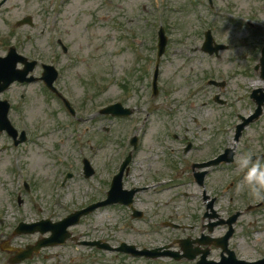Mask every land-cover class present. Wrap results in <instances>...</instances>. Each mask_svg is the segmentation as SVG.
Returning <instances> with one entry per match:
<instances>
[{"label":"rangeland","instance_id":"374dc122","mask_svg":"<svg viewBox=\"0 0 264 264\" xmlns=\"http://www.w3.org/2000/svg\"><path fill=\"white\" fill-rule=\"evenodd\" d=\"M50 1L10 0L7 9L14 17L34 13L39 22L42 17L40 15L39 19L37 15L39 5ZM61 1L57 0L58 4ZM214 3L212 7L209 0H66L61 3L64 9L53 30L46 28L45 19L41 25L37 24L33 33L40 38L38 43L47 37L61 35L72 45L73 59L64 58L59 62L62 68L57 83L62 88L64 83L70 87L63 89L64 93L78 103L77 112L83 120L67 114L65 117L60 102L44 91L40 83L21 87L24 92L28 90L22 104L15 101L21 92L18 85L2 95L15 106V117L13 110L10 117L16 126L20 128V115H24L27 124H33L38 133L29 134L24 144L14 146L12 139L0 132V229L4 233L0 240H6L7 246L14 249L6 248L2 251L4 254L0 253V264H10V259L15 262L18 247L25 249L28 245H36L35 234L14 233L20 221L33 222L40 217L67 214L102 199L107 183L115 173L113 166L118 154L132 149L128 136L138 135L141 139L136 158L139 162L142 159V164L136 161L125 184L147 183L143 180L151 178L152 181L155 177L166 179V182L159 179L161 184H158L167 183L165 186L151 185L138 194L141 202L137 206L145 213L148 211L150 216L134 219L125 207L110 205L85 217L73 230L85 229L89 222L93 233L99 231V235L112 244L127 241L139 247H157L170 242L179 233L176 228L164 224L165 221H178L179 216L185 223L201 221L206 211L202 188L194 183L167 186L177 180L171 166L175 168L173 163L180 156L169 150L185 144L181 143L183 140L172 141L168 134L177 130L181 135L182 126L187 127L191 130L188 138L195 143L193 154L197 158L221 155L227 139H223L220 129L229 124L233 127L237 122L238 118L231 116L232 112L243 115L253 112L256 103L250 97L252 89H264L260 69L259 72L255 70L264 45V28L258 33L242 19L238 22L224 12L231 10L241 17L249 16L252 21L256 18L264 20V0H215ZM161 23L170 39L161 58L160 91L155 96L152 79L157 59V30ZM207 28L213 30L217 42L229 45L219 57L210 56L200 48ZM3 49L5 47L0 45V54ZM208 76L225 79L226 87L208 84ZM218 93L228 102L217 103L214 98ZM118 98L135 108L132 117L122 120L99 114L102 106ZM262 110L259 119L253 120L245 129V136L237 148V163L245 154L264 150V104ZM233 133L234 130L229 134V140ZM164 141L168 142L167 147ZM83 157L90 158L96 169L90 179L83 176ZM150 162L154 164L151 169L148 167ZM225 164L218 165L210 173L207 193L215 190V183L224 184L233 173L232 169L221 167ZM183 169V174L178 177L192 181L191 169ZM154 170L157 171L155 175L151 174ZM68 171L74 176L61 186ZM234 172L245 176L247 169L239 167ZM146 173L152 176H146ZM170 177L174 179L170 180ZM24 180L29 182V191L23 185ZM239 194L236 202L242 204H256L259 200L250 194L244 180H239ZM19 195L22 203L18 201ZM218 201L217 210L227 216L229 200L220 197ZM235 206L239 207V204L231 205V208ZM252 211L239 219L230 239L232 246L233 242L241 246L238 255L245 258L264 252L255 250L264 244V208ZM189 215H193V219ZM205 221L208 223L209 219ZM214 224L218 227L213 239L225 238V227L219 222ZM87 236L83 239L90 238ZM69 249L74 253L81 249L83 263L79 259H67L65 264H188L166 258L147 260L86 245ZM55 251L60 250L48 248L40 256L20 264H57ZM219 254L220 249L213 250L214 258H219Z\"/></svg>","mask_w":264,"mask_h":264},{"label":"flooded vegetation","instance_id":"af4514ba","mask_svg":"<svg viewBox=\"0 0 264 264\" xmlns=\"http://www.w3.org/2000/svg\"><path fill=\"white\" fill-rule=\"evenodd\" d=\"M10 0H0V41H2L8 34L12 33V32H16V30L19 27V24L21 23L22 19H24L27 15H31L33 17V19H36V15L34 13H25L21 16H16L14 17L13 13L11 10H8V3ZM40 13L43 15H46L47 18L48 13H49V8L45 7V6H41L38 8L37 10V15L39 16L40 19ZM43 19V17H41ZM26 26V25H24ZM28 28H31L30 26H27ZM15 42L18 44L19 49L21 50V52L29 57V54L32 53H37L38 55H43V53L41 52V49L38 47L37 43L31 38V36H27L26 38H15ZM20 67H23V65H19ZM40 67H35L34 72L39 70ZM177 136V135H175ZM229 136V132H225L223 134V137L227 138ZM164 146H165V141H164ZM136 152H130V154L132 155L131 157V162L128 164V167L124 173L123 176V187L124 189H129V190H135V195L133 196V205L135 208H137V210H139V213H141V217L140 218H145V216H147L149 213L148 211L145 213V211L137 206V203H140L141 201L138 199V194L146 191L148 188H150L151 185H157V187H163L164 185H159V179L163 180L165 179V177H160L157 178L155 177L154 179H152V181L149 179H144L143 182H147V183H133L131 185H126L125 184V180H126V176H128L131 171L133 166L137 163L136 161L138 160L136 158ZM172 152H176L175 150H173ZM181 153V156H179V160L176 161L175 163H173L175 165V168H173L171 166L172 169L175 170V175L177 176V180L170 177V180L174 179V182H170L168 183L167 186H180L181 184L185 185V184H197L198 186H201L200 182H199V170L195 171V168L197 167V164L200 163H204L209 161L211 158L213 157H208V158H204V159H199L197 158V156H195L193 154L194 149L192 148L191 150H186L183 149L182 151H178ZM129 152H127L124 155V158H126V156L128 155ZM192 155H189V154ZM245 153V152H243ZM239 154V151L236 152V155ZM236 155H235V162L233 164H227V165H223L222 167L230 170L232 169V174L229 175L228 179L225 181L224 184H222L223 182H217L215 183L213 186H216L215 190L210 193V196L208 198H206V193L203 195V199L204 202L206 204V211L201 219V221L197 224L194 223H185L184 220L180 221V219H183L181 216H179L178 221H174V220H170L169 222H174L175 224H177V226H173L172 224L169 225L171 227L176 228L179 233L177 234V236L173 237L172 240L170 242L167 243H163L161 246H165V245H172L170 247L165 248L164 250L166 251H171L173 252V254H169L170 256H166V257H162V258H166L168 260H171L173 262H187L188 264H191L190 262H193V264H199L201 261L202 262H208V261H214V260H221L223 255H227V257L229 256V253L226 252L225 248H223L224 246H217V241L219 239H213L214 236V232L216 227H218V225H215V222H219L221 225V227H225V234L230 230L231 228V224L233 225V231L228 239V244L229 247L227 249H231L234 250L238 255V248H239V253L241 250V246L238 245H234L233 242V246H232V241L230 240L232 236H234L236 229L234 228L235 225H237V223L239 222V219L245 214L243 212V207L245 204L236 202V200H239V173H235L234 171L236 169L239 168V163H237V159H236ZM253 156H258L257 160H255L254 162H257L259 160L264 161V150L255 152L254 154L251 155V158ZM118 166L119 164H121V157L119 156L118 159ZM139 162V160H138ZM239 162V161H238ZM139 164H142V159L139 162ZM154 164L152 162H150L148 164V167L151 166L149 169L152 168ZM179 166V167H178ZM232 166V167H230ZM182 167V169H180ZM184 167H188L191 173V177H192V181H187V180H181L178 176H181L184 172ZM230 167V168H228ZM198 168V167H197ZM230 172V171H229ZM210 171L207 175V177L210 175ZM151 174H157V171L154 170L153 173ZM151 174L146 173V176H152ZM234 177L233 181H230L229 178L230 177ZM240 180H244V176L242 175V177L240 178ZM206 178L204 181V185L206 186L208 185V183L206 182ZM161 184V183H160ZM212 194V195H211ZM244 196H246V193L243 194ZM242 195V200H243V196ZM221 197V199L225 198L228 199V207H227V216H223L221 214V212L219 210H217V203H220L219 198ZM231 201V202H230ZM232 201H235L234 203H232ZM242 202V201H241ZM239 204V207L235 206L233 207V209L231 208V205H237ZM117 206H121V207H125L129 213V215L132 218H135L133 216L134 213H137V210H134L132 212V210L130 208H128L125 205H120L117 204ZM257 208H264V205H260V206H255V207H251L250 209H257ZM239 211L242 212L240 217H239ZM150 216V214H149ZM191 216V219H193V215H189ZM63 215H57V216H52L50 217L53 221H58L60 219H62ZM235 218V219H234ZM205 219H209V222L207 223L205 221ZM84 218L81 219V221L72 226L70 228L71 231V237L66 240L63 244L61 245H54V246H48V247H44L42 248L38 254H36L34 257H38L40 256L44 250L46 249H56V250H60V251H55V255H56V260H57V264H65L66 260L69 259L70 261H76L79 259V261L81 263H83V257H80V254H82L81 249H77L80 247H83V241H95L98 239H103L102 236H99V231L95 234L93 233L94 230L91 227V225H89L87 222V225L85 226V229L82 230H78L77 232L74 231L73 229L76 228L77 226H80L83 222ZM194 222V221H193ZM165 223V222H164ZM197 231L198 234L193 235V233ZM6 232V231H5ZM49 235V234H47ZM85 235H88L87 237H90L88 239H83V237H85ZM4 236V233L2 231V229H0V239ZM36 236V241L41 238V234L40 233H35ZM233 238V237H232ZM203 242H201L200 240ZM221 239V243H225L224 240ZM230 240V242H229ZM111 244L112 242L110 240H108ZM202 243V244H201ZM136 244V243H134ZM177 244V246H176ZM115 245V244H112ZM76 246L77 249V253H74L72 251H70V247L73 249V247ZM147 245H143L141 247H145ZM176 246V247H175ZM7 241L6 240H0V253L4 254L3 252L5 251L4 248H7ZM152 247V246H150ZM155 247V246H154ZM98 250V248H96ZM214 249H220V254H219V258H214L213 256V250ZM80 250V251H78ZM258 251V247L256 249ZM3 251V252H2ZM204 253H206L205 255H203ZM55 255H51V257L55 256ZM69 257V258H67ZM261 256H257L254 258V260L259 259ZM230 258V257H229ZM146 259V258H145ZM150 260V259H147ZM229 264H237L236 261H234L233 259H229L228 261Z\"/></svg>","mask_w":264,"mask_h":264},{"label":"water","instance_id":"95a60500","mask_svg":"<svg viewBox=\"0 0 264 264\" xmlns=\"http://www.w3.org/2000/svg\"><path fill=\"white\" fill-rule=\"evenodd\" d=\"M207 44L212 49H218L219 48L217 46H216L217 48L213 47L212 42H211V38L208 40ZM220 47H223V46H220ZM263 64H264V59H263ZM263 72H264V69H263ZM15 79L23 80V77L19 76L16 73V71H14L13 64H12L11 60H9V59H0V82H3V83L0 84V91L5 89L8 86V84L10 82H12L13 80H15ZM255 95L257 96V91L255 92ZM257 100H258V102H263V97H258L257 96ZM7 108H8V106H7L6 102L0 101V112L6 114ZM115 108L116 107L111 106L110 108L107 109V111L115 110ZM129 112L130 111H127V113H129ZM0 124L1 125H5V121L2 118H0ZM6 126H7V123H6ZM86 163H87V166H86V170L87 171H86V173H87V176H89V175H91L93 173V170L89 167V164H88L87 161H86ZM104 203H106V202H104ZM104 203L95 204V205L91 206L89 209H87L85 211H81L78 214L73 215L72 217L67 219V221L64 223V225L61 227V229L58 228L57 231L55 232V234L49 240L50 241L54 240V239H56L57 241L58 240H62L66 236V231H65L66 227L68 225L72 224L76 220L75 216L78 218L79 215H81L83 213H87V212L93 210L94 208H96L97 206H99L101 204H104ZM37 229L38 228L35 225H25V227L23 228V232H34ZM40 229L42 230V232H45V231L48 230V227H42ZM49 240L46 243H39L36 246H28L26 249L21 250V252L17 253L16 260L18 258L24 259V258H27V257H32L34 251H38L40 249V247L42 245H44V244H49L48 243ZM133 248L134 247H126V246H124V247H121L120 250H124V251H127V252H132L133 254H136V255L145 253V252H135L133 250ZM21 259H19V260H21Z\"/></svg>","mask_w":264,"mask_h":264},{"label":"clouds","instance_id":"9594fccd","mask_svg":"<svg viewBox=\"0 0 264 264\" xmlns=\"http://www.w3.org/2000/svg\"><path fill=\"white\" fill-rule=\"evenodd\" d=\"M238 163L240 168L247 169L244 183L247 184L250 194L257 199H264V163H253L250 154H245Z\"/></svg>","mask_w":264,"mask_h":264}]
</instances>
